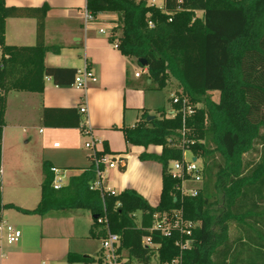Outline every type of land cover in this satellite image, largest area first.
<instances>
[{"label":"trees","instance_id":"obj_1","mask_svg":"<svg viewBox=\"0 0 264 264\" xmlns=\"http://www.w3.org/2000/svg\"><path fill=\"white\" fill-rule=\"evenodd\" d=\"M86 8L95 16L116 13L121 34L111 42L147 69L155 88L163 89L175 78L181 86L177 94L196 110L184 121L182 112L170 117L166 107L154 114L144 109L134 126L121 128L128 144L162 147L161 153L140 155L162 165L157 206L134 188L119 193L91 189L96 179L93 163L55 189L52 164L44 162L41 200L35 209L21 210L44 216L54 210L85 209L95 223L104 217L109 231L120 237V261L127 256L150 264L157 256L160 264H174L178 258V264H264V0H164L162 7L148 0H87ZM48 9L46 4L9 6L0 0V166L8 93H43L46 77L69 87L78 73L76 68L45 63ZM10 17L37 20L35 45L6 43ZM216 91L218 100L212 97ZM175 107L180 109L181 103ZM84 118L78 108L43 111L47 127H77L85 133ZM185 151L203 159V184L195 196L182 194L183 177L173 172V162L182 160ZM110 153L116 154L107 143L99 152ZM4 207L0 193V213ZM175 212L197 223L191 235L174 230L165 236L153 229L155 214ZM146 237L152 246L143 243ZM188 239L192 243L181 250L177 242ZM66 259L67 264L93 261L77 252Z\"/></svg>","mask_w":264,"mask_h":264},{"label":"crops","instance_id":"obj_2","mask_svg":"<svg viewBox=\"0 0 264 264\" xmlns=\"http://www.w3.org/2000/svg\"><path fill=\"white\" fill-rule=\"evenodd\" d=\"M86 1L6 0L9 6L48 5L45 43L49 50L45 57L46 65L72 67L78 72L87 67L94 72L97 80L90 83L87 89H81L74 85L59 87L51 77H46L43 93L15 90L8 93L2 138V184L7 189L9 185H14L16 174L24 165H33L34 162L36 166H41L49 162L66 173L67 185L72 175L80 174L92 164L91 151L85 154L77 149L83 139L86 143L93 138L98 150H104L107 143L110 151L116 153L111 155L124 159L119 167L107 169L105 189L119 193L134 188L152 206H157L163 190L162 165L157 161L141 160L140 155L145 151L161 153L162 147L145 148L128 144L121 128L134 126L144 109L154 114L160 107L171 110L172 103L156 107V100L149 97L148 89L155 86L147 76V69L134 58L123 55L111 42L112 37L121 34L116 13H99L94 21L85 25ZM36 32L37 20L33 17H10L6 20L8 45H35ZM137 72L142 74L136 76ZM84 105L88 108L87 114L80 110ZM45 108H78L85 116L82 123L91 129V133H83L77 127L45 126ZM40 126L47 130H42ZM38 128L39 134L33 135L31 131ZM55 134L63 137L62 143L54 138ZM32 141L39 152L26 149V144ZM85 160L88 161L85 167L68 176L67 166ZM9 202L11 208L19 213L14 222L23 235L15 244L0 243V264L63 263L72 252V236H77L79 230L84 234L82 238H88L92 233L97 235V226L92 224L94 217L89 210L75 209L78 211L75 215L73 211H58L38 216L21 212V209L33 210L36 207L27 205L28 202ZM6 215L3 209L0 220H5Z\"/></svg>","mask_w":264,"mask_h":264},{"label":"built area","instance_id":"obj_3","mask_svg":"<svg viewBox=\"0 0 264 264\" xmlns=\"http://www.w3.org/2000/svg\"><path fill=\"white\" fill-rule=\"evenodd\" d=\"M148 1L158 7H162L164 4V0L158 4L156 3V0H148ZM95 17L96 16L91 11L85 8L84 19L86 26L90 22L94 21ZM102 32H104V30H102ZM115 46L118 47V43H116ZM141 74L142 72H137L136 76H140ZM96 80L97 78L94 72L86 67L82 71H79L77 73L73 85L76 86L77 88L87 89L90 83L95 82ZM171 97H172V108L168 113V116L175 117L179 112H182L185 121L188 116L195 113L196 107L190 104L187 98H183L182 100L178 94H172ZM179 103H181V108L177 109L175 107V104H179ZM80 110L82 113L85 114L88 113V108L85 105L82 106ZM85 133L90 134L91 129L87 127ZM85 146L86 148L91 150L90 159L92 160V163L94 164L96 169V179L91 183L90 187L93 190L104 191L106 190L104 187V181L106 178L107 169L119 167V165H122L124 163V159L121 158L120 156H115L111 154H99L100 150H98L96 140L93 138L87 141L85 143ZM199 160L200 159L198 156H193L192 158H189L187 155V151H185L184 158L182 160L173 162V172L176 175L183 177V181L181 185V192L183 195L195 196L199 193V191L202 188L203 161L199 163ZM51 170L52 172H54L55 175L54 183H53L54 188L61 189L63 186L66 185L67 182L66 173L60 168L55 166H52ZM2 177H3V169L0 166V193H2V186H3ZM186 183H192L195 186L186 190L185 189ZM154 217H155V221H154L153 229L159 231L161 234L165 236L171 235V233L174 230H178L180 231V233L189 236L192 234V228L197 226V223L192 221H187L182 216L181 212H175V215L172 216L167 213L155 214ZM98 223L106 224V219L104 217H101L98 219ZM22 235L23 232L19 227L5 220H0V243L5 241L10 245L15 244L22 238ZM119 241H120L119 235L112 232H110L108 236L105 237L104 239V246L113 252V256H114L113 264L118 263L116 249L119 244ZM143 243L145 245H150V246L153 245L151 238L149 237L144 238ZM191 243L192 241L189 239L186 240L185 242L182 241L177 242L181 250L188 248ZM179 261L180 258L176 259L174 264H178Z\"/></svg>","mask_w":264,"mask_h":264},{"label":"rangeland","instance_id":"obj_4","mask_svg":"<svg viewBox=\"0 0 264 264\" xmlns=\"http://www.w3.org/2000/svg\"><path fill=\"white\" fill-rule=\"evenodd\" d=\"M163 0H156V3H160ZM201 15V12L198 13ZM179 91H181V86L179 82L175 78H170L168 85L163 88V89H157L155 87L149 88V97L152 98L153 100L155 99L156 107L164 106V105H169L170 101L172 99V94H177ZM212 97L214 100H218L219 98V93L213 92ZM42 130H47L43 126H40ZM39 129L37 130H32L31 133L34 135V133L39 134ZM55 139H58L59 143L63 142V137L59 134H55ZM53 138V139H54ZM37 145L35 144L34 141L31 143L26 144V149H30L33 152L38 151V148H36ZM77 151H80L85 154L90 153V149L86 148L85 146V141L84 139L78 144V149ZM39 152V151H38ZM187 155L189 158H192L193 156H196L193 152L187 151ZM255 156V155H254ZM199 163L203 160L201 157H199ZM88 161H81L79 164H70V166H67L69 168H65L68 171V176L71 175L72 173H75V171L79 168H83L87 165ZM43 164H40L36 166V164L33 162V165L27 164L22 167L19 173L16 174V182L14 185H9V189L5 188L3 186V193H2V198H3V203L5 204V211L7 212V215L5 216V220L13 225H15L14 219L18 216V211H15V209H12L10 206L9 201H13L15 203L17 202H23L27 203V205H30L31 207H34L38 205L39 201L41 200V195H42V183L44 181V170H43ZM65 167V166H64ZM15 181V180H14ZM192 183H186L185 189H189L194 187ZM35 207V208H36ZM34 208V209H35ZM9 210V211H8ZM60 212V210H54L51 211L50 214H55ZM73 215H75L77 212L74 210ZM23 212V211H21ZM61 212H69L68 211H61ZM83 212H86L83 210ZM27 213V212H25ZM30 214H36V213H30ZM49 214V213H48ZM67 214V213H66ZM40 216L39 214H37ZM70 215V214H69ZM72 218V216L70 217ZM93 222V221H92ZM94 226H97L95 233L97 235H94L93 233L90 234L88 238H82L83 232L81 230L78 231L77 236L73 237L72 236V252H77L81 253L84 255H88L93 257V261L89 264H113V252L106 248L104 246V239L105 237L108 236L110 233L108 226L106 224H100V223H92ZM236 233V229L233 227L232 229V234ZM124 256V255H123ZM51 264V263H50ZM52 264H67V259L63 263L60 262H53ZM74 264H83V263H74ZM117 264H143L140 263L137 260L134 259H129L127 256L124 258L121 257V261L119 260L118 257V263ZM150 264H160L159 259L157 256L153 257L152 261Z\"/></svg>","mask_w":264,"mask_h":264},{"label":"water","instance_id":"obj_5","mask_svg":"<svg viewBox=\"0 0 264 264\" xmlns=\"http://www.w3.org/2000/svg\"><path fill=\"white\" fill-rule=\"evenodd\" d=\"M140 62L143 64V66H147V62L143 59H140ZM154 116H149V119H153Z\"/></svg>","mask_w":264,"mask_h":264}]
</instances>
